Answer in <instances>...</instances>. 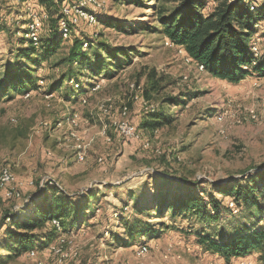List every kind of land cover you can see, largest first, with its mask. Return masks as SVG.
Here are the masks:
<instances>
[{
  "label": "rangeland",
  "instance_id": "rangeland-1",
  "mask_svg": "<svg viewBox=\"0 0 264 264\" xmlns=\"http://www.w3.org/2000/svg\"><path fill=\"white\" fill-rule=\"evenodd\" d=\"M38 1L0 0V73L14 63L13 49L18 46V37L28 30L33 7L41 16L46 14ZM102 1L103 9L88 5L95 9L99 23L90 25L80 20L74 24L71 36L63 38L57 52L44 60L36 74L43 78L38 88L0 98V165L11 166L14 173L11 186L21 188L19 198L2 195L6 191L0 190V225L7 211L18 214L24 210L27 215L33 212L26 209L37 200L29 195L42 188L41 181H53L70 193L85 194L93 188L96 194L90 200L89 193L82 198L89 204L86 215H79L77 228L68 232L56 229L59 234L51 244L62 245L61 257L52 254L48 249L50 244H43V240L42 245L34 247V255H30V249L20 256H9V252L0 248V264H264L259 260L260 251L227 260L198 242V237L203 235L221 240L253 227H264V213L256 206H241L237 211L224 208L222 216L214 219L195 213L174 215L171 210L164 217L155 218L157 210H153L150 221L157 224L158 234L146 241L145 245L149 246L146 254L139 253L143 244L115 245L113 233L126 237L117 209L127 202L124 215L133 213L132 191L141 192L146 200L153 197L151 206L162 198V193L169 190L173 194L181 193L176 173L190 185L200 181L198 191H212L210 183L232 184L264 164V79L253 81L257 74L239 83L216 79L193 61L184 47L161 33L143 28L142 24L151 22L155 16L153 6L138 7L129 0ZM162 1L172 4V0ZM246 2L259 6L257 0ZM214 5L210 3L211 8ZM62 7H69L67 0ZM63 12L61 8L60 13ZM263 24L252 41L256 56L264 49ZM50 26L49 18L43 19L38 36L48 35ZM15 29L17 35L11 34ZM75 37L95 39L94 45L85 47L92 53L97 48L99 54H104L98 46L102 43L128 48L132 61L114 75L89 76L86 68L82 70L79 64L66 61ZM70 69L78 71L76 78L92 83L87 84L84 96L68 98L65 85L51 93L48 89L59 87L60 74ZM152 69L164 76V81L148 98L145 85ZM87 75L92 81L85 78ZM132 83L140 85L139 93L131 87ZM67 88L71 94L72 88ZM137 93L138 99L134 98ZM181 93L190 94L185 105L181 104ZM179 96L178 103L171 100ZM102 103L109 107L108 114L100 109ZM123 109H128L129 118L136 126L157 109L163 114L164 124L150 137L144 133V140H139L146 151L141 143L124 139L116 129L114 122ZM74 114L78 119L77 138L69 136V126H57L59 121H66ZM104 123L109 124L107 135L101 132ZM85 128H93L95 135L88 134L89 130L84 134ZM146 140L150 141L149 147L144 146ZM131 149L136 150L131 151L132 155ZM78 151L84 152V160H78ZM137 151L141 154L136 155ZM144 158L154 163L163 161L167 168L161 171L164 173L147 169L146 163L141 164ZM138 175L143 176L135 178ZM219 197L225 205L234 207L231 196ZM4 229L5 226L0 230V238L5 235ZM35 231L42 233L43 229ZM71 252L77 256L73 258ZM64 253L69 255L60 261Z\"/></svg>",
  "mask_w": 264,
  "mask_h": 264
},
{
  "label": "trees",
  "instance_id": "trees-1",
  "mask_svg": "<svg viewBox=\"0 0 264 264\" xmlns=\"http://www.w3.org/2000/svg\"><path fill=\"white\" fill-rule=\"evenodd\" d=\"M257 1H259V6L255 7L246 0H172V4L162 0H129L138 7L153 6L155 16L151 22L142 24L145 30L165 35L171 41L184 47L193 61L203 65L210 75L230 83H239L249 75L264 76V49H261L259 56H256L252 49L253 38L260 31L261 23H264V0ZM38 2V6L42 5V9L48 11L49 14L51 26L48 35L45 37L41 35L36 42L25 36L18 37V46L13 49L15 61L3 73H0V98L7 95L14 97L18 93L38 88L39 80L43 78L37 77V72L42 68L44 60L54 55L64 40L59 28L60 12L64 0H39ZM211 2L215 3L212 8L210 7ZM151 3L152 5H149ZM120 26L116 27L121 28ZM132 30L136 32L133 27ZM17 33L16 29L14 32L11 31V34L17 35ZM94 40L75 37L73 44L69 47L66 61L71 65L79 64L82 70L86 68L90 72L89 76L94 78L101 76L102 73L114 75L124 65L131 63V51L125 47H111L102 43L98 46L103 48L104 54H99L97 48L93 53L88 51V48L95 44ZM86 42L87 45H85ZM85 47L88 48L85 49ZM94 54L96 55L93 57ZM77 72L70 69L61 73L57 82L60 86L51 87L48 90L53 93L65 85L68 98L82 96L87 91V84L92 83H84L76 78ZM89 76L85 78L92 81ZM163 81L164 76L158 75L155 69L149 71L145 85L146 96L150 98L153 93L157 92ZM68 86L72 88L71 94L67 93ZM188 96L190 94L181 93L183 98L181 104L185 105ZM178 98L180 96L172 97L171 100L178 103ZM158 110L149 113L148 117L142 119L137 127L143 131L148 130L150 133L159 129V126L164 124V117L163 114L158 113ZM135 142L142 144L140 141L135 140ZM142 148L146 151L143 144ZM161 162L163 161L154 163L144 158L141 164L146 163L145 167L164 173L161 171L167 167ZM258 168L254 173L248 172L241 178L234 179L232 184L228 182L220 185L212 182L210 183L212 191L207 189L198 191L200 181L196 180L195 185H190L187 179L176 173L175 178L179 180L181 193L177 190L175 194L171 190L166 194L162 193V198L151 206L149 203L155 200L153 197L146 200L141 192L132 191L130 198L135 200L133 213L128 216L124 215L128 206L127 202L117 209L126 237L113 233L115 245L145 244L148 239L157 236V224L150 221L153 210H157L155 218L164 217V213L171 210L174 215L195 213L214 219L221 217L227 208H230L227 210L237 211L241 206L249 208L256 206L261 214L264 213V164ZM168 175L170 176L169 173ZM189 186L192 189H187ZM40 193L33 207L26 209L32 210L31 214L27 215L24 210L17 214L13 210L5 212L2 218L0 230L5 226V235L0 238V248L9 252V256H20L36 245H42L43 240L45 245L56 240L59 232L52 224L53 218L61 222L66 232L77 228L79 215H86V205L89 204L87 202L96 194L93 188L85 194L70 193L60 185L49 181L45 182ZM88 193L89 198L87 202H84L82 198ZM219 195L231 196L234 207L230 204L225 205ZM36 228L43 229L42 233L36 232ZM198 238V242L206 250L217 252L227 260L247 257L252 252L260 251L259 260L264 261V227H253L221 240L205 235Z\"/></svg>",
  "mask_w": 264,
  "mask_h": 264
},
{
  "label": "bare ground",
  "instance_id": "bare-ground-1",
  "mask_svg": "<svg viewBox=\"0 0 264 264\" xmlns=\"http://www.w3.org/2000/svg\"><path fill=\"white\" fill-rule=\"evenodd\" d=\"M74 1H78V3L75 4V6H69L66 7V10L64 9V12L61 13L59 22H60V35L63 38H69L71 36L72 33V27L74 24H76L77 22H79L80 20H85L87 21L90 25H96L99 23V19L98 16L96 15V12L94 11L95 9H103V4L104 1L102 0H74ZM90 5H94L95 9H90L89 7ZM49 18V14L48 11H46V14L43 16H41L38 12L36 14V12L33 11L32 13V20L31 23L28 27L27 31H24V36L30 38L31 40H34L35 42L37 41L38 36V32L40 30V26L41 23L44 19V21H46ZM85 45H87V42L85 43ZM255 53V52H254ZM255 55H257V53H255ZM190 60V59H189ZM202 68H204V66L202 65ZM131 87L139 93L140 91V85H136L135 83L131 84ZM98 88H100V85L98 86ZM135 94L134 98L138 99L139 95ZM84 96V95H83ZM84 102H86L87 99H84L85 97H82ZM100 109L102 110V112H104L105 114H108L110 112L109 107L105 104L102 103L100 105ZM218 119H221L222 117L219 115ZM78 123V119H77V115L74 114L72 117L68 118L66 121H59L58 122V127L61 126H69V130H68V134L70 137L72 138H77L78 136V131L75 129V126ZM133 122L130 120L129 118V112L128 109H123L122 111H120V117L118 120H116L114 122V125L117 127L116 129H118L119 133L128 140H144V131L142 129H139L135 124H132ZM132 124V125H131ZM131 127V137H125V131H122L123 128H130ZM109 130V124L108 123H104L103 127H102V134L103 135H107V132ZM145 147H149L150 146V141L146 140ZM80 149V147L78 148ZM77 158L78 160H84L85 159V155L84 152H77ZM0 173H3V175H5V178L2 176V174H0V190L3 191H8L10 189H12V182L14 180V173L13 170L11 168L10 165H0ZM8 196H12V198H19L21 197V192H11L10 194H8ZM233 204V203H231ZM52 222H54V226L56 227L57 230H61L63 228L61 222L57 219V218H53ZM64 230V229H63ZM61 242H64V239L61 238ZM54 247V253L56 255L61 254L62 252V245H55L50 243L49 248ZM147 247L145 244L142 245L139 253L140 254H146L147 251H144L143 249ZM36 251V248L31 249L30 251V255H34ZM69 255V253H64L62 254V258L60 259V261L63 260V258H66ZM71 255L74 257L77 256V253H73L71 252ZM47 264H53V263H47ZM67 264H71L70 262H67Z\"/></svg>",
  "mask_w": 264,
  "mask_h": 264
},
{
  "label": "built area",
  "instance_id": "built-area-1",
  "mask_svg": "<svg viewBox=\"0 0 264 264\" xmlns=\"http://www.w3.org/2000/svg\"><path fill=\"white\" fill-rule=\"evenodd\" d=\"M76 3H78V1L67 0V6H75ZM62 8H64V9L66 10V7H62ZM32 11L36 12V14H37V10L35 9V7H33ZM72 31H73V30H72ZM263 79H264V78H260V76H257V75H256V76H255V79H253V81H258V80H263ZM132 124H134V123H132ZM132 124H131V125H132ZM122 131H125V137H131V127H130V128H123ZM124 139H125V138H124ZM0 174H2V176L5 178V175H3V173H0ZM52 183H53V181H52ZM20 189H21V188H14V185H13L12 189H10V190L4 192V194H2V195H8V194H10L11 192H20ZM55 245H57V244H55ZM55 245H54V246H55ZM48 249H49V251H50L52 254H54V247H52V248H48ZM148 249H149V246L145 247L143 250L148 252ZM60 257H61V254H60ZM242 263H243V264H246V263H244V262H242ZM242 263H241V264H242Z\"/></svg>",
  "mask_w": 264,
  "mask_h": 264
},
{
  "label": "crops",
  "instance_id": "crops-1",
  "mask_svg": "<svg viewBox=\"0 0 264 264\" xmlns=\"http://www.w3.org/2000/svg\"><path fill=\"white\" fill-rule=\"evenodd\" d=\"M75 98V97H74ZM77 98V97H76ZM87 122V121H86ZM87 130H89V133L88 134H93L94 133V135H95V132H94V130H93V128H90V129H84L82 132L85 134L86 132H88ZM144 133H145V137H150L149 135H151V133L148 131V130H144ZM89 137H92V138H95L94 136H89ZM88 138V137H87ZM91 138V139H92ZM136 143V142H135ZM133 150L134 151H136L135 149H131V150H129L130 152L129 153H131V151L133 152ZM127 151V150H126ZM139 154H141V152L140 151H137V153H136V155H139ZM77 156V155H76ZM216 256H217V254H216Z\"/></svg>",
  "mask_w": 264,
  "mask_h": 264
},
{
  "label": "water",
  "instance_id": "water-1",
  "mask_svg": "<svg viewBox=\"0 0 264 264\" xmlns=\"http://www.w3.org/2000/svg\"><path fill=\"white\" fill-rule=\"evenodd\" d=\"M147 169H150V168H147ZM44 184H45V181H43V182L41 181V183L39 185H40V187H43ZM40 192H41V189H39V191L33 193L32 195H29V197L32 199H35L41 194ZM27 203H28V201H27Z\"/></svg>",
  "mask_w": 264,
  "mask_h": 264
}]
</instances>
